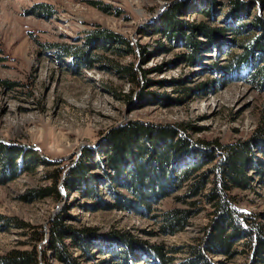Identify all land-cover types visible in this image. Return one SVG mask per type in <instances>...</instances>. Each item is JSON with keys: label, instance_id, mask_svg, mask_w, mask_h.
Segmentation results:
<instances>
[{"label": "rangeland", "instance_id": "1", "mask_svg": "<svg viewBox=\"0 0 264 264\" xmlns=\"http://www.w3.org/2000/svg\"><path fill=\"white\" fill-rule=\"evenodd\" d=\"M178 3L183 12L176 11L175 22L169 23L165 17ZM239 4L244 6L242 13L236 12ZM205 8L209 16L202 12ZM179 21H208L212 28L231 30L220 37L216 48L198 35L206 45L193 50L178 28ZM169 24L177 26L172 36L165 32ZM263 27L264 0H0V144L4 145L0 154L12 159L5 168L0 155V264H8L14 251L34 246L43 259L46 232L60 213L66 214L64 222L73 229H92L96 237L110 239L106 242L110 245L103 243L105 253L104 247H89L97 245L94 234H83L89 238L80 241L88 242V248L69 246L77 264H154L153 246L163 247L164 264L193 260L191 247L207 238L218 221L207 193L213 186L211 170L222 158L219 148L260 139L264 130V78L259 85L250 78L254 66L264 61L257 54L260 44L247 54L236 42L240 36L231 32L247 37L245 46L261 36ZM108 30L130 41L134 53L118 57L105 48L100 35ZM87 42L86 51L94 58L80 55L76 60L67 53ZM191 53L196 61L189 63L183 56ZM238 54L243 60L232 66ZM110 60L133 64L138 82L118 75ZM127 122L175 132L180 150L172 153V172L195 163L199 168L182 179L164 174L168 182L148 208L119 198L128 195L126 187L118 190L104 180L106 172H113L102 168V153L95 160L99 176L90 182L97 196L68 189L67 171L85 150L103 145L114 127ZM180 137L189 150H183ZM262 148L250 155L249 186L230 192L239 210L264 223ZM29 151L43 159L33 162V169L29 163L35 160L25 155ZM56 169L62 170L60 197L38 198L35 191L52 185L49 175ZM173 210L187 214L177 232L164 217ZM34 227L43 231L42 240L32 237ZM124 237L132 254L130 246L115 245ZM139 241L150 247L140 248ZM232 248L237 252L231 255L223 250L206 252L207 259L211 264L251 261L252 254H243L240 242ZM46 256L50 264H63L50 251Z\"/></svg>", "mask_w": 264, "mask_h": 264}, {"label": "trees", "instance_id": "2", "mask_svg": "<svg viewBox=\"0 0 264 264\" xmlns=\"http://www.w3.org/2000/svg\"><path fill=\"white\" fill-rule=\"evenodd\" d=\"M176 6L177 7L172 9V12L165 17L169 23L170 21L175 22L173 20L175 18L174 13L180 9L182 10V4L178 3ZM243 7L244 6L240 4L236 5V12L242 13ZM202 12L208 16L210 14L206 8L203 9ZM173 15L174 17H172ZM179 22L181 25L178 24V28L182 30L185 42H187L188 46L192 47L193 50L203 49L206 45V41H201L198 38V35H202L207 39L208 45L216 48L214 45L218 44L220 37L231 30H227L226 28H224V30L212 28L211 23L208 21L187 24H184L185 22L183 21ZM176 28V25L172 28V24H169L166 31L165 29L163 31L167 32V34H169L168 36H172ZM231 32L240 36L235 39H238L236 41L237 44L242 45L245 48V53L248 54L251 51L258 49H255V47H257V43H259L261 51L257 52V54L264 57V55H262L264 53V29L260 37L251 39V43H246L245 46L244 42L248 40L247 37L240 35L239 32L236 33L234 30ZM100 36L105 39L104 41L102 40V45L105 48H110V52H112V54L118 57H123L134 53L130 41L124 39L120 34L108 30L101 33ZM95 39L97 40V38ZM87 45L88 42L85 43L83 47L76 46L78 47L75 48L76 50H67V53L73 54V56L77 58L76 60H78V56L80 55L84 57L88 56V58H94L95 55H88L89 51H86L88 47ZM78 51L79 53H76ZM146 51L147 50L142 49L144 56L147 54ZM194 55L195 54L191 53L189 55H184L183 57L190 63L196 61ZM241 57L242 56H239V54L235 56L234 58L236 59L232 60V62L230 61L232 63L231 65H238V63L243 60ZM244 58L249 59V57ZM110 61L112 62V68L118 73V75L129 79L131 82H138V77L133 64H123L114 60ZM260 64L261 66H254L253 71L250 74L251 81L258 85L264 78V61ZM229 68L232 67L229 66ZM186 91H188L187 88ZM147 125L149 124H144L142 122L137 124L134 122H127L119 125L118 127H114L109 135H107L106 142H104L103 145L98 146L97 148L88 147L82 154L81 158L71 166V168L67 171L65 186L68 189L74 188L80 192H85L86 195L92 197L93 195L97 196L92 189L94 183L91 186L90 182L94 181L96 178L95 176L98 175H95V170L98 167V164L95 165V160L100 158V154L102 153L104 154L103 159L105 158L102 168H110V171L113 172L110 175L106 172V178L104 177V180H108L107 182L116 187L118 190L121 186L126 187L125 190H127L126 192L128 195L124 196L122 193L121 196L119 195V198L121 197L123 199H127L134 205H142V208H148L149 203L152 200H155L157 195L161 193L159 192L161 186L168 182L167 178L163 177L164 174L169 172L172 174L175 173V176L178 179H182L187 177L194 169L199 168L200 164L195 163L187 165L186 167L184 166L179 171L175 170V172H172L174 163L171 159L174 157L172 153H176L177 150H180L179 144H176L174 141L176 138L174 135L175 132L168 129H156L157 127H155V125H149L152 127L150 128L147 127ZM148 143H150V145H148ZM180 143H182L183 150L188 149L189 146L183 145V143H186L185 139H182V142ZM262 146L264 147V130L260 131V139L242 144L224 145L219 148L217 153L219 155L222 154V158L220 161H217L211 170V176H213L211 183L213 186L210 188V192L207 193V197H209L211 204L216 210L215 214H217L218 221L216 220L217 222L213 225L212 230L208 232L207 238L202 239L199 245L191 247L190 253L194 256V259H191L186 264H211V262L207 259L206 252L211 250H223L226 251L228 255H231L234 252H237L232 248L237 242H240L243 248V254H252L250 257L251 261L243 264H264V223H262L256 215L239 210L235 205L236 198L232 197L230 192L235 187L249 186L247 165L248 162L249 165L251 164L250 155L256 147L262 148ZM3 147L4 145L0 144V153ZM187 153L189 152L187 151L186 154ZM0 155L4 156V154ZM25 155L31 157V161L33 159L35 160L29 163L30 169L34 168L38 160H43L39 157L38 153L34 151H29V153L27 152ZM212 161H214V159H211L209 162ZM11 162V157L5 155L3 158L4 167L7 168L5 165L10 167ZM33 162H35V164H33ZM43 162L47 165L49 164L45 160ZM129 167H132V169L127 171ZM61 174L62 170L60 171V169H56L51 175H49L51 177L49 179L52 180V185L37 189L35 191L36 196L38 198L45 196L59 198L60 192L58 188V179L61 177ZM203 184L204 182L200 185ZM205 186L206 185L204 184L203 187ZM93 187H95L97 192L96 186L94 185ZM186 215L187 214L183 210H173L168 212L164 217L169 223L168 225L171 231L177 232L183 229ZM65 217L66 214L60 213L52 218L46 232L47 241L45 243L46 246L44 249L43 259L38 252L37 246H34L30 251H14L9 255L8 264H42L40 262L41 260H44L43 262L45 264H50L49 259L46 256L48 251L52 252L55 258L63 264H77L76 258L73 257L69 251V246L81 249L82 246L86 248L87 245L88 248V242L85 245L84 241H80H86L89 238L85 235L82 237L83 234H94L92 239L96 240L95 244L98 246L91 243L89 247L101 246L105 249H103V252L106 253V251H108V248L104 246L103 243L105 244L106 242H109L110 239L106 240V238L101 236L96 237L95 232H91L92 229H86L90 230L89 233L88 231L86 232L85 229L75 230L71 226L65 224ZM120 234H122L121 236H125V233ZM31 235L35 238V240H42V238H44L43 231L40 230V228L39 230L38 228L36 229V227H34V231ZM125 238L126 237H124V239ZM67 239H70V241L72 240L71 243H67ZM124 239L119 241L122 245L119 242H115V245L117 244V247L120 246L126 249V247L130 246V242H127V239ZM139 242H137V244L141 246L140 248L147 246L150 247L147 243L144 244L142 241ZM105 245L108 246L110 244L106 243ZM114 248L111 250H113V253L116 254L117 249ZM130 248L131 246L129 247L128 252L129 254H132V252L129 251ZM135 249L137 250L139 247L137 248L135 246ZM141 253H143V251ZM151 254L153 259H155L154 264H156V261L163 264L166 262L167 258L163 247L153 246ZM118 258L123 259V256Z\"/></svg>", "mask_w": 264, "mask_h": 264}]
</instances>
